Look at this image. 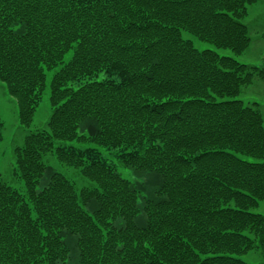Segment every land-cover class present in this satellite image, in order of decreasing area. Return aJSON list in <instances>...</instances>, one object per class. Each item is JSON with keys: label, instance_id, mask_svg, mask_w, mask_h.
I'll use <instances>...</instances> for the list:
<instances>
[{"label": "trees", "instance_id": "1", "mask_svg": "<svg viewBox=\"0 0 264 264\" xmlns=\"http://www.w3.org/2000/svg\"><path fill=\"white\" fill-rule=\"evenodd\" d=\"M259 1L0 0V81L23 126L57 68L46 127L15 148L26 192L0 173V264H249L243 255L264 253V114L238 98L264 69L217 50L248 49L241 19ZM98 146L147 178L124 177Z\"/></svg>", "mask_w": 264, "mask_h": 264}, {"label": "rangeland", "instance_id": "2", "mask_svg": "<svg viewBox=\"0 0 264 264\" xmlns=\"http://www.w3.org/2000/svg\"><path fill=\"white\" fill-rule=\"evenodd\" d=\"M241 21L248 26L252 39L248 49L240 55H235L230 49L217 50L220 53L232 55L242 63L255 65L264 69V0L250 4L248 6V14L242 18ZM184 36L193 39L195 45L199 49H216L214 45L201 41L187 32L184 33ZM71 55L72 52H69L65 57V61H69ZM56 71L57 68L47 70V86L42 101L35 113L34 120L28 127L20 123L16 98L8 93L5 83L0 81V119L4 123L2 130L3 140L0 142V173L9 185L13 186L21 193L26 192V184L14 171L16 161L15 148L24 144L25 138L29 132L46 127L53 112L50 99V85ZM238 98L242 99L245 103H259L264 114V80L256 76L253 83L243 88ZM74 143L78 144L76 141ZM98 148L111 163L117 166L124 177L132 181H143L147 178L146 174H138L133 168L124 166L117 158L115 150H110L101 146H98ZM45 159L51 167L65 174L79 187L91 184V181L83 176L78 169L63 164L55 155L49 154ZM254 211L264 214V201H261L259 207L254 209ZM242 258L249 264H264V253L258 248L243 255Z\"/></svg>", "mask_w": 264, "mask_h": 264}]
</instances>
